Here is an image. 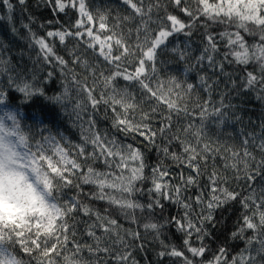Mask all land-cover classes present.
<instances>
[{
  "label": "snow or ice",
  "instance_id": "obj_1",
  "mask_svg": "<svg viewBox=\"0 0 264 264\" xmlns=\"http://www.w3.org/2000/svg\"><path fill=\"white\" fill-rule=\"evenodd\" d=\"M0 7L6 10L0 20L13 35L23 28L36 52L28 56L31 68L17 66L0 41V78L6 77L0 128L12 133L0 131V264H264V120L258 133L242 132L238 148L213 142L204 131L209 117L217 127L241 120L236 106L225 103L231 93L264 105V0H119L124 14L115 16L93 0H36L52 16L39 24L29 0H0ZM164 52L175 58L167 63L183 65L180 75L161 78ZM57 72L62 91L49 98L63 106L75 92L79 144L65 146L64 136L30 138L6 106L9 90L25 100L47 96L39 85L54 83ZM222 84L226 91L216 104L212 94ZM197 90L207 99L197 98L190 110L186 98ZM101 111L113 133L97 130ZM181 118L188 123L173 131ZM152 152L157 159L150 164ZM35 165L46 167L54 183L43 194L48 203L26 183H40ZM72 189V195L65 191ZM85 200L105 202L135 227ZM233 204L242 211L221 241L216 213ZM78 226L91 242L77 238Z\"/></svg>",
  "mask_w": 264,
  "mask_h": 264
},
{
  "label": "trees",
  "instance_id": "obj_2",
  "mask_svg": "<svg viewBox=\"0 0 264 264\" xmlns=\"http://www.w3.org/2000/svg\"><path fill=\"white\" fill-rule=\"evenodd\" d=\"M30 3V11H32L35 16L37 17V24L45 22L47 19H51V12L44 8H36V0H29ZM93 3L98 4L101 8H104L105 6H109L112 9L113 16H115L116 11L119 10L122 14H124L123 9L119 8V0H93ZM6 15V10L0 7V16ZM73 18L75 16V13L70 14ZM20 19L21 14L19 10L16 11L14 22L16 26L20 27ZM25 22H27L26 16L24 17ZM62 20H67L68 17L61 16ZM114 22V21H113ZM34 28H36V31L38 35H43V31L38 29L36 25H34ZM221 30V29H217ZM231 30H235L234 27ZM27 36V33L23 28H20L19 35H13L11 32L9 25L6 20H0V41H2L4 44L8 45L7 50V56L11 58V61L13 64H16L17 66H20L23 64L25 68H31L32 62L28 59V56L35 57L36 52L34 50H30L27 47V41L25 37ZM134 39V37H133ZM177 39L183 40V37H178ZM197 42L199 41V36H195L193 38ZM251 39V38H249ZM71 46V45H69ZM171 47V45H170ZM195 47V45H194ZM58 50L60 51V54H64L62 48L58 46ZM25 52L27 55L21 57L19 53ZM67 58V57H66ZM90 62H94L92 58H89ZM159 59L161 61H165V63L158 65L160 69V76L162 79H166L169 75H180L183 70V65L176 64V63H167L168 61H174V57L170 52H164L160 55ZM71 67V65H70ZM47 69H45L46 72ZM75 71L81 75L83 78L86 73L81 68H76ZM44 73H41V76H43ZM3 79L6 84V77L0 78ZM189 82H196L195 74L193 73L190 78ZM40 87L46 88V95H37L33 96L29 100H25L22 97V94L15 93L12 90H9L10 96L7 97V103L12 108H15L18 112L22 114V116H18L21 127L25 133L29 135L30 138L34 139H41L42 136H56L57 139L60 138V136L66 137V141H61L62 144L67 146V144H79L82 143L81 139V132L82 129L79 126V122L76 120L75 113L73 111V106L76 99V94L74 91L70 93L72 100L65 102V104L62 106L59 103H56L55 101H52L49 97L59 94L62 91V86L60 83V75L59 72H57V79L56 81L49 82L46 86L45 85H39ZM71 87V85H69ZM226 91L224 88V85L222 84L220 87V90L213 92L212 94V100L218 104L221 95L220 93ZM199 98L201 102L205 99H207V95L197 90L194 92L190 98H186L188 107L191 110L195 107V101ZM231 103L236 106L235 109V115H238L241 117L240 121H234L231 120L228 123H226L224 126L217 127L216 126V117H209L204 122V131L207 134V136L210 138L211 141L216 142L221 145H232L234 147H239L242 139V132H259V123L261 120H264V105H262L259 101H257L253 95L248 96H237L235 93H231L229 96L225 97V103ZM229 115L232 116V110H228ZM88 114H84V119L87 120ZM97 120V130L104 132L108 131L109 133H113L114 130L111 128V121L103 119V113L102 111L96 115ZM173 120L176 121V117H173ZM194 124L196 126L200 125V120L198 117L194 119ZM188 123L187 119L181 118L173 127V131H176L177 128L182 129L184 125ZM159 125H157L158 127ZM87 127V125H85ZM180 135H184V133L181 131L179 133ZM118 135V134H117ZM123 139V137H121ZM189 139L193 143H195V138L189 134ZM90 150V149H89ZM173 150L180 151L179 147H174ZM149 163H155L157 159V153L152 152L151 155L148 157ZM168 164H171V161H165ZM211 163V161L209 162ZM216 164L219 167H223L222 161L219 157L216 159ZM100 166V165H97ZM230 175V173H229ZM91 188V186H85V191H88ZM68 192L69 195H72L75 193V189H72L71 191L65 190ZM64 197H62L63 200ZM137 199H140L142 202L147 199V197H137ZM84 202L90 203V205L98 210L101 211V213H104L105 209H108V212L114 217L118 218V222L121 223L125 228L129 227H135L134 225L129 224L127 221L123 219V217L120 216L119 212L107 205L105 202L101 201H87ZM172 209H170L171 211ZM242 209L240 208L239 204H233L230 206H227L225 209L217 211L216 213V220L220 221L219 228L222 230V232H217V235L220 236L221 241L224 239L225 236L229 235L230 232L234 229V225L237 221V217L240 215ZM167 214V213H166ZM139 216L140 214L137 213ZM76 219H81L80 216H77ZM80 227L78 226L77 229V238L81 239L83 241H88V238L85 236H82ZM141 232H143V229H141ZM99 234V232H98ZM149 241H151V237H148ZM173 240V243H175L177 246L180 245V237L179 235H175L171 237ZM91 242V241H88ZM219 243V241L217 242ZM231 243V242H229ZM149 247H152L153 245L149 243ZM211 247L213 250L216 249L217 244L212 243ZM239 247H243V244L240 243ZM239 247L236 249L239 250ZM69 248H71V245H69ZM21 256H24L23 253H20ZM87 255V253H85ZM149 257H152V253H148ZM210 255V254H209ZM207 258V257H206ZM24 259L27 260V257L24 256Z\"/></svg>",
  "mask_w": 264,
  "mask_h": 264
},
{
  "label": "clouds",
  "instance_id": "obj_3",
  "mask_svg": "<svg viewBox=\"0 0 264 264\" xmlns=\"http://www.w3.org/2000/svg\"><path fill=\"white\" fill-rule=\"evenodd\" d=\"M0 131H3L5 135H11V130L7 127L4 126L0 128ZM28 137L25 136V140L27 141ZM35 170L37 174L39 175L40 183L37 185L34 181H27L26 183L30 184L32 189H35L38 193L42 195V198L44 199L45 203H48V196H44V193H48L49 195L51 194V190L54 187V183L51 181V177L47 172L46 167L41 166V165H35ZM25 176L28 175V173H24Z\"/></svg>",
  "mask_w": 264,
  "mask_h": 264
},
{
  "label": "rangeland",
  "instance_id": "obj_4",
  "mask_svg": "<svg viewBox=\"0 0 264 264\" xmlns=\"http://www.w3.org/2000/svg\"><path fill=\"white\" fill-rule=\"evenodd\" d=\"M6 106H7L8 110L16 111L18 116H22V114L20 112H18L15 108H12L11 106H9L7 102H6ZM4 107H5L4 105H0V109H2ZM0 114H2V113H0ZM2 211H3V208H2V206H0V213H2Z\"/></svg>",
  "mask_w": 264,
  "mask_h": 264
}]
</instances>
